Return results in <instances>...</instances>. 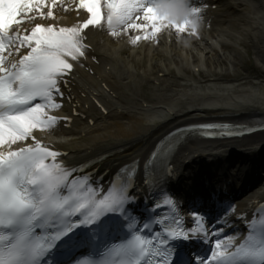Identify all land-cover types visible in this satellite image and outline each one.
I'll list each match as a JSON object with an SVG mask.
<instances>
[{
    "label": "snow or ice",
    "instance_id": "snow-or-ice-1",
    "mask_svg": "<svg viewBox=\"0 0 264 264\" xmlns=\"http://www.w3.org/2000/svg\"><path fill=\"white\" fill-rule=\"evenodd\" d=\"M176 2L78 0V7L88 14V18L78 26L59 27L57 30L55 26L37 24L29 35L26 31L22 34L20 25L25 18H31L33 11L45 6L46 0H0V145L7 143L9 147L6 154L0 151V264H41L56 243L69 236L75 228L81 224L91 226L113 212L115 206L122 209L126 201L136 199L129 196V189L134 187L130 181L125 184L120 175H116L107 188L102 183L96 185L93 174L87 171L91 164L66 166L56 163V158L66 153L50 151L40 146L39 140H36L35 148L29 145L11 150V145L32 136V130L37 126L50 125L56 120L55 116H48L45 109L62 106L56 98H63L61 86L68 83L74 71L70 59L76 61L85 55L82 33L103 23L105 5L108 28L117 25L124 26V29L151 27V35H155L171 16L169 6ZM137 13H143L142 18L148 23H136L134 17ZM52 15V12L48 13V16ZM187 23L172 22V26L183 30ZM112 34L116 33L113 31ZM148 35L145 32V38ZM13 41L16 42L15 47L10 48ZM23 46L30 49L27 54L21 52ZM6 50L9 56L21 58L9 60L5 66ZM216 127V124L188 126L174 131L170 138L197 131L211 137L210 130ZM163 146L161 143L153 157ZM48 157L52 158V164L45 162ZM144 183H148L147 178ZM173 202L170 196L164 201L165 205ZM155 208H160V204L157 203ZM84 210H88V214L80 221L59 230L66 223V218L75 217ZM191 216L196 226L187 229L183 220H173L175 227H172L167 223V216L159 218L154 224L162 230L151 236L141 235L154 226L144 223L131 240L113 244L108 249L109 254L125 257L121 264H142V261L144 264H169L167 254L162 250V246L168 243L164 234L188 239L190 234L203 232L202 238L208 241L202 217L194 212ZM136 225L137 221L133 219L128 227L135 229ZM223 231L221 227L220 232ZM228 241L233 246L232 251H220L222 241L216 239L211 255L200 259V264H239L249 259L264 261V232L248 235L243 243L232 237ZM77 264L91 262L84 257Z\"/></svg>",
    "mask_w": 264,
    "mask_h": 264
},
{
    "label": "bare ground",
    "instance_id": "bare-ground-1",
    "mask_svg": "<svg viewBox=\"0 0 264 264\" xmlns=\"http://www.w3.org/2000/svg\"><path fill=\"white\" fill-rule=\"evenodd\" d=\"M236 2L237 4H234V7H238L240 19L247 26L246 30L249 28V36L263 57L264 0H238ZM255 5L256 8L254 7ZM75 14V12L67 11L62 13V17L64 20L68 17L77 21L80 20V18L74 17ZM32 19H34L33 16ZM165 28L167 27L161 28L154 36L151 35V27L142 29L143 32L149 33V37L151 38H143L138 44H135L132 39L129 40L124 37H118L116 40V37L109 31L99 34L96 31L90 32L89 35L93 40L97 38V45L100 51L105 53L102 62L112 65L111 73L115 78L112 79L110 75H107L104 81L120 97H113L108 91L94 83H88L87 91L98 99H108L110 101L108 102L109 106H116L117 110H125L132 114L127 116V119H120V117L115 115L108 122H103L104 126L98 125V127L93 128L91 135L84 139L80 136L72 140H54L55 138L59 139V137L50 135L58 147L70 150L69 155L65 157L67 161L77 162L76 158L84 155L87 149L104 152L118 150L113 157L103 162L105 167L109 164L121 162V160L124 161L128 158L139 156L147 150L149 153L152 148L151 146L159 138L162 131L167 127H173L180 120L218 118L245 123H251L254 119L264 120V89L259 92L255 91L238 96V94L231 93L230 89H227V85H216L215 83L209 86H201L200 91L196 90L194 92L192 90L194 88L190 87L192 92L182 93L183 97H180L182 100L184 98L197 100L198 104L195 105L190 104L182 107L169 105L166 108L167 110H164L161 107L144 108L141 102L134 103L129 108L126 100L133 101L134 96H124V89H127L126 84L129 80L135 77L136 69L133 62L135 56L141 59L145 57L148 59L150 72H165L171 70L173 65L182 68L186 67L184 70L186 71L187 66L191 64L193 66L207 67L213 76L223 74L222 69L224 68L228 69L227 60L229 58L226 56L227 52L237 51V48L233 44L225 43L223 40H215V43L231 45L228 50H224L223 48L216 49L212 43L201 42L199 39H178L177 35L169 34L170 31L165 30ZM219 50L223 52L221 56ZM125 98V103H123L120 99ZM160 104H162V101H160ZM90 113L93 112L90 111ZM248 140L250 138L239 141H221L217 144L206 146L204 151H198L199 156L205 155L208 162L220 164L226 162L229 154L236 152L240 155L244 154L245 158L258 155V151L264 148V144H262L264 132L255 134L253 139ZM254 143H259L260 145L249 146ZM88 145H91V147H88ZM82 148H85V150L78 152ZM73 149L76 150L73 151ZM190 150L192 153H195L194 147H190Z\"/></svg>",
    "mask_w": 264,
    "mask_h": 264
},
{
    "label": "rangeland",
    "instance_id": "rangeland-1",
    "mask_svg": "<svg viewBox=\"0 0 264 264\" xmlns=\"http://www.w3.org/2000/svg\"><path fill=\"white\" fill-rule=\"evenodd\" d=\"M245 33H246L245 25H241L238 28L231 29V31L229 33H227V35H229L228 38H230L232 41H235L236 44L238 45V47L240 48V51H239L240 52V56H239L240 59L239 58H235L236 55L234 53H232V52H229V54H227V56H232V58H235V64H233V66L229 67V69L227 70L228 76H230L231 78H233L235 76H239V77L244 76V77H246V79H243V81L245 82L246 86L239 87L240 90H248V89L256 88L253 85L254 83H252L253 80L252 79H248V77H247L248 74L246 72V69L248 67H251V69H252V66L256 67L254 69V72H252V74H251L252 76H250V77H256V76L259 77L260 70L264 69V61L262 60L261 56L259 55V52H257L256 48L252 45V43L250 41V38H248ZM238 40H240V41H238ZM242 53H244L245 55L243 56ZM140 59L141 58L138 57V56H135L133 58V60H134L133 62L135 64V69H136L135 76L137 77L138 84L139 85H144V78H143V74H142L144 72L143 70H146L145 72L147 74H151L152 72H150V70H149L148 59L146 57L142 58L141 60ZM136 60H138V62H136ZM187 69H188V72H187L188 76L186 77L187 79H190L192 77L194 78V76L196 77V79L199 78V77H197L196 75H194L192 73L193 71L191 70L190 66H187ZM203 72L207 73L206 71H203ZM243 74H245V75H243ZM207 75H208V73H207ZM254 75H256V76H254ZM200 80L205 81L203 78L200 79ZM176 85H178V87H180L182 89L190 90L184 84L183 81L182 82L176 81ZM176 85L172 84V86H174V87H176ZM236 85H238V83L237 84H233V86H236ZM257 85H259L262 88H264V84H262V85L257 84ZM154 87L155 86L152 87V86H149V85H146V87H145V91L146 92H144V94L148 95V97L151 100H161L162 98L165 99V98L168 97V95H167L168 93L165 94L164 92H162L157 87H155V88Z\"/></svg>",
    "mask_w": 264,
    "mask_h": 264
},
{
    "label": "clouds",
    "instance_id": "clouds-1",
    "mask_svg": "<svg viewBox=\"0 0 264 264\" xmlns=\"http://www.w3.org/2000/svg\"><path fill=\"white\" fill-rule=\"evenodd\" d=\"M169 7L171 9L170 19L179 21L190 14V8L188 7L186 0H177L176 3Z\"/></svg>",
    "mask_w": 264,
    "mask_h": 264
}]
</instances>
